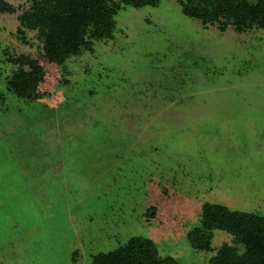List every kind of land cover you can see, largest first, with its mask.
Wrapping results in <instances>:
<instances>
[{"label":"rangeland","instance_id":"1","mask_svg":"<svg viewBox=\"0 0 264 264\" xmlns=\"http://www.w3.org/2000/svg\"><path fill=\"white\" fill-rule=\"evenodd\" d=\"M0 11V264H93L133 236L182 264L204 203L264 216V28L186 16L179 0L121 2L112 38L63 64ZM44 65L35 100L8 88L9 56Z\"/></svg>","mask_w":264,"mask_h":264},{"label":"trees","instance_id":"2","mask_svg":"<svg viewBox=\"0 0 264 264\" xmlns=\"http://www.w3.org/2000/svg\"><path fill=\"white\" fill-rule=\"evenodd\" d=\"M121 2L141 7L156 5L159 0H31L18 19L23 29L35 30L42 42L44 59L61 65L83 49H92L94 40L112 38L116 13ZM183 13L203 24H218L225 30L246 27L264 28V0H179ZM15 8L0 0V11ZM23 28V29H22ZM16 69L8 78V88L27 100L40 98L45 91L44 65L36 57L9 56ZM2 95L0 93V99ZM201 224L188 233L191 245L212 251L215 230L232 235L223 242L208 264H264V216L231 209L220 203H204ZM93 264H182L172 255H162L156 243L144 236H133L124 245L93 255Z\"/></svg>","mask_w":264,"mask_h":264}]
</instances>
